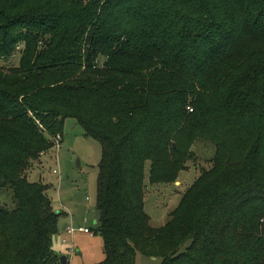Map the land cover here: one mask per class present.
<instances>
[{
    "label": "trees",
    "instance_id": "1",
    "mask_svg": "<svg viewBox=\"0 0 264 264\" xmlns=\"http://www.w3.org/2000/svg\"><path fill=\"white\" fill-rule=\"evenodd\" d=\"M17 55L0 66V264H60L61 213L26 172L67 119L102 147L99 264H264V0H0V62ZM197 141L211 168L152 227L146 164L174 184Z\"/></svg>",
    "mask_w": 264,
    "mask_h": 264
},
{
    "label": "rangeland",
    "instance_id": "2",
    "mask_svg": "<svg viewBox=\"0 0 264 264\" xmlns=\"http://www.w3.org/2000/svg\"><path fill=\"white\" fill-rule=\"evenodd\" d=\"M19 55L0 66H17ZM191 112V111H189ZM62 141L59 148L55 143L48 153L27 170L31 183L47 186V196L53 210L61 213L58 222V234L53 239L52 249L58 257H67L68 264H99L105 260L104 243L99 234L98 177L102 160L100 143L85 135L74 119L65 121ZM194 158L187 163L177 182L169 185H152L149 181L150 164L145 167L144 211L154 228H160L169 220L172 212L179 206L184 193L200 176L201 172L212 166L215 147L206 141H197L191 148ZM0 202L13 208L12 193L0 194ZM75 233L68 234L67 228ZM82 229L93 233L87 235ZM65 241V242H64ZM186 244L181 251H184ZM75 251L74 254L71 250ZM79 252V253H78ZM161 260L152 261L141 255L136 264H160Z\"/></svg>",
    "mask_w": 264,
    "mask_h": 264
},
{
    "label": "built area",
    "instance_id": "3",
    "mask_svg": "<svg viewBox=\"0 0 264 264\" xmlns=\"http://www.w3.org/2000/svg\"><path fill=\"white\" fill-rule=\"evenodd\" d=\"M190 110V109H189ZM190 111H192V110H190ZM62 141V137L59 135V136H56L54 139H53V143H55L56 145H57V147L59 148V146H60V142ZM80 231H82V233H84V234H87V235H92L93 233L91 232V230H89V229H82V230H80ZM67 232H68V234H70V235H73L74 233H75V230L73 229V228H70V227H68L67 228ZM65 242V241H64ZM71 253L72 254H74L75 253V251H74V249L73 250H71Z\"/></svg>",
    "mask_w": 264,
    "mask_h": 264
},
{
    "label": "water",
    "instance_id": "4",
    "mask_svg": "<svg viewBox=\"0 0 264 264\" xmlns=\"http://www.w3.org/2000/svg\"><path fill=\"white\" fill-rule=\"evenodd\" d=\"M59 261H60V264H68V259L65 256L60 257Z\"/></svg>",
    "mask_w": 264,
    "mask_h": 264
},
{
    "label": "crops",
    "instance_id": "5",
    "mask_svg": "<svg viewBox=\"0 0 264 264\" xmlns=\"http://www.w3.org/2000/svg\"><path fill=\"white\" fill-rule=\"evenodd\" d=\"M79 253V252H78ZM156 260H158V259H152V261H156Z\"/></svg>",
    "mask_w": 264,
    "mask_h": 264
}]
</instances>
